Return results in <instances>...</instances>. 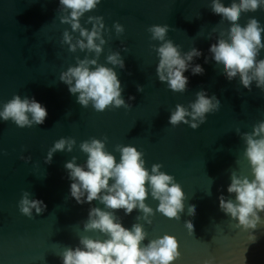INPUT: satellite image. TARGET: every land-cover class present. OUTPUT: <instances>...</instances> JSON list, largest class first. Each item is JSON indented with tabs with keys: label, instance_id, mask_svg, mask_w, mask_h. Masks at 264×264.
<instances>
[{
	"label": "water",
	"instance_id": "obj_1",
	"mask_svg": "<svg viewBox=\"0 0 264 264\" xmlns=\"http://www.w3.org/2000/svg\"><path fill=\"white\" fill-rule=\"evenodd\" d=\"M228 6L232 0H224ZM212 0H102L88 16H103L106 25L105 45L99 58L120 51L125 68L119 69L123 96L130 108L109 107L97 112L77 103V97L60 81V75L83 59L86 52L69 51L62 43L70 25L61 23L65 14L59 0H0V109L15 95L34 97L46 106L44 124L24 127L11 120H0V264H62L66 248L79 246L81 236L101 238L99 232L84 231L92 204H78L70 197V184L65 163L74 156L79 164L87 156L80 143L92 138H106L107 150L119 159L117 145H134L144 153L146 166L162 164V171L175 177L185 193L184 211L179 219H170L156 212L151 224L145 223L147 240L164 235L173 236L178 245L174 264H264V224L255 230L237 227L238 221L225 215L219 197L230 199L227 188L231 174L252 178L251 166L245 156L243 133L264 121V90L252 85L244 88L239 78L228 81L222 66L210 59L209 47L230 25L211 11ZM264 24V8L242 14L239 23L249 18ZM125 28L117 36L114 24ZM153 25H169L168 39L183 52L196 47L203 52L194 63L205 73L189 77L188 90L171 91L156 74L159 62L148 29ZM215 29V31H213ZM78 36V33H74ZM127 49V51H125ZM94 58L95 54H91ZM208 63H205V59ZM264 59V52L261 57ZM110 66V65H109ZM143 86L139 92L137 86ZM205 90L221 102L218 112L208 114L198 129L181 123L169 124L171 111L177 104L188 107L198 91ZM135 97V99H129ZM239 130V131H237ZM61 138L77 141L73 152H57L51 164L45 163L48 151ZM30 157V159H28ZM28 191L40 199L46 210L33 217L23 215L19 202ZM147 203L156 209L158 201ZM194 205L195 216L187 209ZM125 227L137 222L138 211L124 215L118 210ZM264 217V213L261 214ZM185 222L194 225L193 233Z\"/></svg>",
	"mask_w": 264,
	"mask_h": 264
},
{
	"label": "clouds",
	"instance_id": "obj_2",
	"mask_svg": "<svg viewBox=\"0 0 264 264\" xmlns=\"http://www.w3.org/2000/svg\"><path fill=\"white\" fill-rule=\"evenodd\" d=\"M101 2L59 0L65 13L61 23L70 25L71 29L64 31L62 43L73 53L79 50L89 54L83 59L77 57L76 64L61 73L60 81L77 97V103L85 108L91 105L97 112L109 107H131L123 96L124 88L116 71L117 68H125L121 52H111L105 64L99 62L108 43L104 35L106 25L103 16H88L86 23L91 25L90 29L81 23L82 18ZM261 8H264V0H232L228 6H225L224 0H212L211 3V11L230 27L227 32H221L209 47L210 59L222 66L221 74L228 81L239 78L242 86L249 91L253 83L264 90V59L260 58L264 52V24L254 17L249 18L245 25L239 21L242 14L255 13ZM114 28L117 36L125 31L119 22L114 24ZM148 31L151 39L159 42V46H154L159 58L156 67L159 81L166 83L173 92H186L189 77L185 73L191 71L194 76L205 73L201 64L194 63L203 56V52L196 47L183 52L168 39L169 25H153ZM74 33H78V36H74ZM93 53L94 58L91 56ZM208 59H205V63H208ZM137 89L143 92L144 87L138 85ZM220 108L221 102L215 95L209 96L205 90H201L188 107L183 104L175 106L170 113L169 124L179 126L183 123L195 130L205 123L208 114L218 112ZM47 116L46 106L34 97L19 94L0 109V120H11L21 128L42 125ZM242 139L246 144L245 156L251 166L252 178L233 172L227 192L234 199L221 195L219 206L225 215L238 221L237 227L252 230L249 238L255 242V230L264 224L261 215L264 213V121L254 126L252 132L243 133ZM76 144L74 138L57 140L48 151L45 163L51 164L57 152H73ZM79 148L86 154V162L79 164L74 156L64 165L71 181L70 197L80 205L94 201L103 205L89 209L84 231L99 232L104 238L81 236L79 246L65 249L61 256L62 264H174L179 253L173 236L164 235L147 244L144 241L148 236L145 223L151 224V217L156 212L170 219H179L184 211L185 193L175 177L162 171L163 165L159 163L149 169L144 153L131 144L116 146L119 159L107 150L106 138L86 140L80 143ZM149 198L159 202L156 209L147 203ZM46 208L44 201L33 199L28 191L23 193L19 202L20 212L30 218L34 212L39 215ZM118 210H123L125 216L131 215L134 210L140 215L136 217L137 222L128 228L117 215ZM187 213L195 216V206L189 205ZM184 226L189 233H193L194 225L191 222H185ZM240 264H243V258Z\"/></svg>",
	"mask_w": 264,
	"mask_h": 264
}]
</instances>
